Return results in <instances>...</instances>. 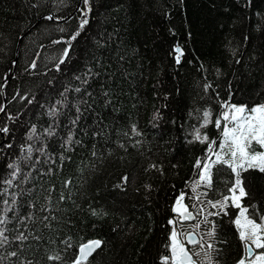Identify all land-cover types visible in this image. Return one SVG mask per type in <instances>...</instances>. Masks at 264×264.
<instances>
[{
	"label": "snow or ice",
	"instance_id": "snow-or-ice-1",
	"mask_svg": "<svg viewBox=\"0 0 264 264\" xmlns=\"http://www.w3.org/2000/svg\"><path fill=\"white\" fill-rule=\"evenodd\" d=\"M22 4L28 15L12 36L17 42L31 36L36 16L45 37L25 49L20 65L0 32V61H6L0 69V264H107L109 239L131 241L143 227L148 240L156 215L152 264H225L233 241L228 264H264V191L257 184L264 181V85L245 83L253 71L264 73V60L257 64L249 51L251 30L235 42L225 36L218 59L205 60L192 47L186 0ZM209 5L215 8V0ZM234 7L241 21L259 17L255 29L264 32V9L253 11L254 0H234ZM101 8L123 10V17L105 15L102 23ZM146 10L168 21L164 58L173 80L186 66L198 73L179 119L181 89L159 79L152 84L159 106L153 105L149 128L166 123L179 129L183 146H202L185 176L179 163L171 164L177 170L171 180L159 143L140 124V90L151 71L144 61L151 60L132 46L130 29L134 11ZM109 20L116 25L111 31ZM137 42L148 47L140 37ZM126 102L136 109L134 119L123 115ZM140 199L156 202L143 225L129 212ZM104 227L109 239L96 232ZM86 230L95 236L77 241Z\"/></svg>",
	"mask_w": 264,
	"mask_h": 264
},
{
	"label": "trees",
	"instance_id": "trees-1",
	"mask_svg": "<svg viewBox=\"0 0 264 264\" xmlns=\"http://www.w3.org/2000/svg\"><path fill=\"white\" fill-rule=\"evenodd\" d=\"M171 2V0H169ZM216 7L211 8L209 0H186V16L192 24L193 37L192 47L196 49L199 54H202L205 60L218 59V52L222 49V41L225 36H231L234 39L239 37L240 32L251 30L252 38L249 42V51H255L257 55V64L264 60V32H257L255 25L259 21V17L253 16L251 21H241L237 19L238 13L235 11L234 0H215ZM255 8L253 11L264 9V0H254ZM230 7V11L225 12L224 8ZM102 15L99 17L101 22H104L105 15L123 17V10L119 13L112 11L104 14V9L101 8ZM28 15L27 10L23 7L22 0H0V32L9 36L11 43L10 56L17 57L20 65H23L25 56V49L29 51L35 49L37 45L44 40L45 34L43 33L44 23L39 21V18L32 16L31 24L33 34L26 36L20 42H17L12 34L16 31L15 25L20 23V20ZM134 20L132 21V41L133 47H138L144 57L150 58L151 64L148 59H145V69L151 68L145 86L141 88V95L145 97V103L140 109V124L149 130L150 138L153 144L159 143V153L165 159L166 170L169 173V180L172 179L171 173L177 171L171 168L172 163H179L180 176H185L190 169V161L194 155L200 153L201 145H188L183 146V139L178 128H172L166 123H162L159 129L152 130L147 124V119L152 111L153 105L159 106V102L151 95L152 84L154 80H162L165 88H171L177 85L181 89L182 95L178 98L176 107L177 119L180 118L182 112L185 110V105L190 104L192 101L189 99L194 95L195 82L198 79V73L195 71L194 66H186L182 69L176 80L172 78V70L167 67V61L164 58V50L170 39L165 31V25L168 21L159 17L158 14L152 11H139L138 14L134 11ZM179 22V16L176 17ZM40 27L41 31L37 33L35 29ZM105 27L110 31L116 27L115 23L109 20ZM27 32V28H25ZM137 37L143 39L145 44L138 43ZM179 38V37H178ZM4 43H9L5 41ZM6 61H0V69ZM239 66L233 65V68ZM225 71H228L225 66ZM230 74V73H229ZM249 89L259 90L264 85V73L260 71H253L251 77L245 81ZM11 84V81L9 82ZM10 90V89H9ZM164 111V109H161ZM170 111V109H169ZM123 115L131 116L133 119L136 117V109L130 103L124 104ZM167 119V115L165 117ZM162 137V139H161ZM167 149V150H166ZM74 168V166H73ZM73 169H66L65 171H72ZM179 183V178H176ZM260 190L264 191V181H257ZM167 185H162L160 196L163 198V188ZM163 199L159 201L163 204ZM156 202L149 204L147 201L140 199L139 202L133 200L130 202L129 212L138 224L143 225L148 217L149 212H156ZM156 220L155 231L151 234L148 240L144 239L143 227L132 237L131 241L124 239H109L107 227L97 229L96 232H103L104 238L109 239L108 247L104 253L107 264H152L153 256L156 253V241L159 237V215L153 217ZM95 232L86 230L78 234L75 239L77 241L87 240L95 236ZM235 242L233 241L228 253L234 254ZM225 255V264H228L230 255Z\"/></svg>",
	"mask_w": 264,
	"mask_h": 264
}]
</instances>
